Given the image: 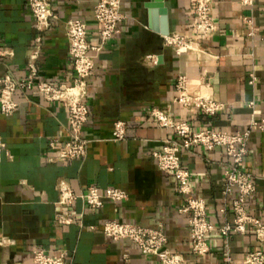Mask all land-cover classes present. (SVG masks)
<instances>
[{"label":"crops","instance_id":"obj_1","mask_svg":"<svg viewBox=\"0 0 264 264\" xmlns=\"http://www.w3.org/2000/svg\"><path fill=\"white\" fill-rule=\"evenodd\" d=\"M97 0H51L56 14L42 34L36 60L37 80L70 85L74 78L65 23L81 20L88 41L99 43L93 19ZM151 0H122L124 20L119 34L110 38L96 55L87 79L88 120L82 135L89 141L83 158L59 161L49 143L62 145L69 138L66 107L47 102L35 90L14 93L17 110L0 114V264H32L35 249L51 256L62 254L64 264H162L155 255H143L127 240L114 241L102 230L115 220L145 227L160 226L167 248L188 264H242L246 253L264 250L251 228L245 235L222 237L217 228L231 220L222 194L224 170L230 159L221 148L193 147L181 153L188 171L190 195L205 202L207 220L216 229L207 236L209 253L194 256L190 248L189 213L181 212L186 195L178 192V181L160 171L152 157L166 141L175 138L171 129L157 126L147 110L168 111L175 121L195 129L235 132L249 122V103L264 118V0L250 7L240 0H213L215 33L198 42L199 50L176 56L163 36L151 28ZM169 32L193 36V0H163ZM250 20V24L243 19ZM37 32L25 0H0V78L15 80L28 74L27 62ZM256 76L250 85L249 75ZM187 79V94L204 95L222 109L205 115L177 101L178 75ZM126 123V139L112 141L115 121ZM243 170L256 186L245 203L247 213L264 224V134L252 132ZM66 184L77 198L59 204V186ZM100 192L119 188L126 199H104L99 209L88 208L81 198L89 186ZM232 196L229 197L232 198ZM227 199V200H229ZM61 219L67 221L61 223Z\"/></svg>","mask_w":264,"mask_h":264},{"label":"built area","instance_id":"obj_2","mask_svg":"<svg viewBox=\"0 0 264 264\" xmlns=\"http://www.w3.org/2000/svg\"><path fill=\"white\" fill-rule=\"evenodd\" d=\"M194 1L193 36L174 32L163 36L164 43L180 56L189 51H198V42L208 40L216 31L217 26L212 17L213 0ZM241 4L250 7L253 0H240ZM34 20L37 32L34 45L31 47L27 68L28 74L24 79L15 80L10 75L0 78V114L10 117L18 108L13 96L17 90H35L47 102H61L67 110L69 138L62 145L57 141L49 143L54 149L55 159L65 161L83 158L87 154L89 141L82 135L83 127L88 120V108L85 102L87 79L94 66L96 55L105 43L114 35L119 34L118 25L124 20L122 0H97L93 9V19L98 25L99 43L92 45L87 38L84 23L79 19H69L65 23L68 40V54L72 61L74 78L70 85L52 84L37 80L36 60L41 52L42 34L47 31L53 19L56 18L51 7V0H25ZM250 24V20L243 19ZM197 44V45H196ZM200 51V50H199ZM256 76L251 73L248 83L254 85ZM175 90L179 94L177 101L185 107H195L205 115H214L222 109V105L208 96H191L187 94V79L185 75H178ZM251 115L247 127L235 132L215 131L211 129H195L187 122L175 121L166 110L150 107L147 113L157 126L171 129L175 138L166 141L159 151L152 153L156 166L160 171L170 172L178 181V192L186 195V204L181 209L189 213L190 248L194 256L202 257L209 253L207 236L216 227L207 220L205 202L201 198L190 195L189 173L181 164V153L190 151L193 147H203L206 150L221 148L230 159L224 170V184L222 194L225 205L220 210H229L231 220L217 228L222 237L230 235H245L252 229L256 239L264 243V224L257 218L251 217L245 207L248 199H252L256 186L251 175L243 170V161L248 154V141L252 132L264 134V118L254 103L248 105ZM127 127L123 121H115L112 126V141L122 142L126 139ZM4 151V143L0 137V158ZM232 198L229 199L230 196ZM127 194L119 188H106L103 192L92 185L81 195L85 205L90 209H99L103 200L119 202L126 199ZM77 196L69 187L61 183L59 186V204L70 205ZM229 199V200H227ZM61 223L67 221L61 219ZM103 233L114 241L127 240L134 244L143 255H155L162 264H188L179 255L167 248L168 240L162 228L145 227L139 224L121 223L107 220L102 226ZM224 264H232L229 255L222 258ZM32 264H64L62 254L51 256L43 250L35 249L32 253ZM242 264H264V250H254L244 255Z\"/></svg>","mask_w":264,"mask_h":264},{"label":"water","instance_id":"obj_3","mask_svg":"<svg viewBox=\"0 0 264 264\" xmlns=\"http://www.w3.org/2000/svg\"><path fill=\"white\" fill-rule=\"evenodd\" d=\"M151 15V28L162 36H167L169 32L167 10L163 0H151L147 4Z\"/></svg>","mask_w":264,"mask_h":264}]
</instances>
